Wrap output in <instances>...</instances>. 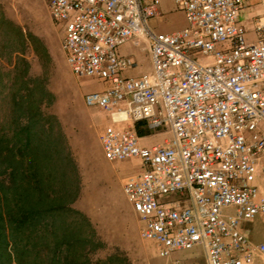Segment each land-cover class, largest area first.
Returning a JSON list of instances; mask_svg holds the SVG:
<instances>
[{
  "label": "built area",
  "instance_id": "built-area-1",
  "mask_svg": "<svg viewBox=\"0 0 264 264\" xmlns=\"http://www.w3.org/2000/svg\"><path fill=\"white\" fill-rule=\"evenodd\" d=\"M45 1L72 73L105 84L84 95L108 116L105 158L142 163L122 186L140 238L162 257L200 247L197 264H255L264 244L241 223L264 214V0L252 1L256 41L241 19L248 0H174L186 25L171 32L149 26L160 0ZM127 42L148 50L151 73L124 75ZM137 122L172 138L142 145Z\"/></svg>",
  "mask_w": 264,
  "mask_h": 264
},
{
  "label": "rangeland",
  "instance_id": "rangeland-1",
  "mask_svg": "<svg viewBox=\"0 0 264 264\" xmlns=\"http://www.w3.org/2000/svg\"><path fill=\"white\" fill-rule=\"evenodd\" d=\"M252 1L248 0V4ZM252 4L253 9L241 18L245 22L248 41H256L253 17L257 6ZM148 23L156 32H171L184 27L186 19L174 0H160L159 15ZM62 37V24L54 23L45 0H0V99L4 98L0 105L6 106L11 101L12 91L18 87L13 85L17 79L26 81L27 88H36L33 98L42 97L45 119L60 132L62 154L68 158L67 168L79 182L74 206L89 218L105 243L98 253L105 262L101 264H111L105 259L108 255L115 258L112 264L198 263L203 257L200 247L174 251L170 256L162 257L152 242L140 238L137 215L122 190L121 182L141 171L142 163L136 158L113 161L105 158L97 137L103 124L98 118L93 121L87 118L88 108L82 99L85 93L100 91L104 84L92 78L76 80L69 73L61 47ZM143 48L142 43L133 42L120 48V53L133 63L124 72L126 77L152 72L151 59ZM196 56L202 59L200 54ZM65 85L71 86V107L77 110V120L65 117L62 122L56 112L61 111V105L65 106L63 101L70 102L63 98L65 94L57 102L53 91ZM42 88L46 92L44 95ZM5 110H0V117ZM171 138L170 128L165 126L143 136L140 142L149 146Z\"/></svg>",
  "mask_w": 264,
  "mask_h": 264
},
{
  "label": "trees",
  "instance_id": "trees-1",
  "mask_svg": "<svg viewBox=\"0 0 264 264\" xmlns=\"http://www.w3.org/2000/svg\"><path fill=\"white\" fill-rule=\"evenodd\" d=\"M13 85L11 101L0 105L6 109L0 117V264L105 263L98 255L105 243L74 206L79 182L67 168L60 132L45 119L42 97L33 98L36 88L26 81ZM135 128L140 136L149 133L140 122Z\"/></svg>",
  "mask_w": 264,
  "mask_h": 264
},
{
  "label": "crops",
  "instance_id": "crops-1",
  "mask_svg": "<svg viewBox=\"0 0 264 264\" xmlns=\"http://www.w3.org/2000/svg\"><path fill=\"white\" fill-rule=\"evenodd\" d=\"M63 39V37H62ZM123 45H121L119 48H118V53L123 56L121 53H120V48L122 47ZM62 47V46H61ZM145 49V48H143ZM147 52L148 50L145 49ZM65 53V52H64ZM148 55L150 57V54L148 52ZM151 59V58H150ZM65 61H66V65H67V69L69 71V73L71 75H73V77H75V79L77 80L78 77H76L71 69H70V66L67 62V59H66V55H65ZM105 87V84L103 86V88L101 90H103ZM69 90H71V86H63V87H59L57 88V90H54V94H55V98H56V101L59 102V100H61V96L65 94V100L68 101L70 103H67V102H64L65 103V106H62L61 105V111L60 112H56V115L59 119H62V122H65L64 118H68L69 120H77V110L76 108L74 109V107H71L72 103H71V96L69 94ZM86 94V93H85ZM84 94V95H85ZM84 95H82V99L84 101ZM61 98V99H60ZM85 103V102H84ZM88 108V112L87 113V118H89L90 121H93L95 119H99L100 122L105 126L107 123H109V119H108V116L101 112L98 108L96 107H93V106H87ZM64 119V120H63ZM103 125L101 126L100 129H103ZM99 129V130H100ZM150 134V133H149ZM98 139H99V136H97ZM100 140V139H99ZM133 175V174H132ZM130 176V175H129ZM128 177V176H127ZM126 178V177H125ZM125 178L122 179V182H121V187L123 186V182L125 180ZM258 183L260 185V188L261 190L264 192V179L260 178L258 180ZM122 190H123V187H122ZM124 192V191H123ZM125 194V193H124ZM135 212V211H134ZM136 214V213H135ZM138 218V217H137ZM241 229L243 231H245V233L247 234L248 238L255 242V243H258V244H264V214H260V215H257L255 216L252 220L250 221H245V222H242L241 223ZM203 258V257H202ZM201 258V259H202ZM200 259V260H201ZM199 260V261H200ZM197 264V263H196ZM255 264H264V255H261V254H257L255 256Z\"/></svg>",
  "mask_w": 264,
  "mask_h": 264
}]
</instances>
